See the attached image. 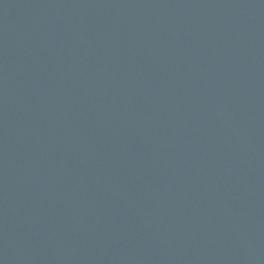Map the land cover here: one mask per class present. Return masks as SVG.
Returning a JSON list of instances; mask_svg holds the SVG:
<instances>
[{"label": "water", "instance_id": "95a60500", "mask_svg": "<svg viewBox=\"0 0 264 264\" xmlns=\"http://www.w3.org/2000/svg\"><path fill=\"white\" fill-rule=\"evenodd\" d=\"M0 264H264V0H0Z\"/></svg>", "mask_w": 264, "mask_h": 264}]
</instances>
